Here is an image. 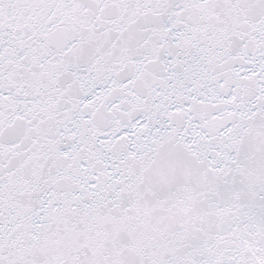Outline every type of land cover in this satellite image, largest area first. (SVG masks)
<instances>
[{"label":"snow or ice","instance_id":"obj_1","mask_svg":"<svg viewBox=\"0 0 264 264\" xmlns=\"http://www.w3.org/2000/svg\"><path fill=\"white\" fill-rule=\"evenodd\" d=\"M0 264H264V0H0Z\"/></svg>","mask_w":264,"mask_h":264}]
</instances>
